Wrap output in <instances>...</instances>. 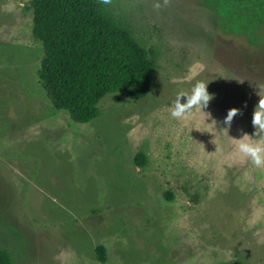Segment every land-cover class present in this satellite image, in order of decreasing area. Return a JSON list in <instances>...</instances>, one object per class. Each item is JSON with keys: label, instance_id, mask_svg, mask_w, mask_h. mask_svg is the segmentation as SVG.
Masks as SVG:
<instances>
[{"label": "rangeland", "instance_id": "obj_1", "mask_svg": "<svg viewBox=\"0 0 264 264\" xmlns=\"http://www.w3.org/2000/svg\"><path fill=\"white\" fill-rule=\"evenodd\" d=\"M31 1L0 0V249L12 264H100L98 245L106 264H264V167L237 148L244 133L257 140L264 0H111L159 69L147 98L108 95L88 124L39 84ZM198 81L208 107L171 118Z\"/></svg>", "mask_w": 264, "mask_h": 264}, {"label": "trees", "instance_id": "obj_2", "mask_svg": "<svg viewBox=\"0 0 264 264\" xmlns=\"http://www.w3.org/2000/svg\"><path fill=\"white\" fill-rule=\"evenodd\" d=\"M101 0H32V37L44 56L37 76L56 111H66L77 124H88L99 115V104L108 95L143 100L152 89L159 69L156 53L146 49L130 28ZM145 157L139 154L138 166ZM172 200V195L167 197ZM97 261L106 264L107 249L98 245ZM0 264H12L0 249Z\"/></svg>", "mask_w": 264, "mask_h": 264}, {"label": "clouds", "instance_id": "obj_3", "mask_svg": "<svg viewBox=\"0 0 264 264\" xmlns=\"http://www.w3.org/2000/svg\"><path fill=\"white\" fill-rule=\"evenodd\" d=\"M101 3L108 5L111 0H101ZM160 7L159 4L156 5ZM208 84V83H207ZM207 84L198 81L196 82L190 91V94L178 93L171 106L170 117L175 120H184L192 112L193 109H200L203 111L208 107L210 100L213 99V95L207 91ZM257 95L260 97L257 105L252 114V126L253 133L251 137L257 138L255 143L247 142L246 137H250L249 134L244 133L237 145L238 151L243 156L249 158L252 166L261 168L264 167V90L259 89ZM182 98L184 101L181 102ZM204 112V111H203ZM239 112L237 108H231L227 111L226 116L222 120V124L225 126L224 129L231 126L233 117Z\"/></svg>", "mask_w": 264, "mask_h": 264}]
</instances>
